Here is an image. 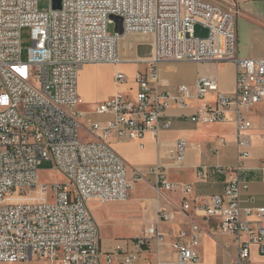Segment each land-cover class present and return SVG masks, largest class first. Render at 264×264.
Masks as SVG:
<instances>
[{"label": "built area", "instance_id": "1", "mask_svg": "<svg viewBox=\"0 0 264 264\" xmlns=\"http://www.w3.org/2000/svg\"><path fill=\"white\" fill-rule=\"evenodd\" d=\"M42 1L0 0V264H104L100 229L89 203L126 202L134 184L146 178V172L134 170L133 179H128L126 162L109 139L142 140L147 132L157 136L172 127V121H162L169 109L185 110L200 100L203 104L190 120H231L238 126V146L247 148L250 142L244 133L253 123L245 114L264 102V58L238 56L237 0H227L228 6L207 0H61L59 9L55 0H47L49 7L41 9ZM112 16L122 18V35L109 31L115 24ZM198 25L208 30L207 37L195 36ZM26 28L32 45L24 58ZM127 37H145L152 57L125 58L121 43ZM174 61L233 62L235 95L222 93L209 77H200L194 85L165 88L159 66ZM123 63L143 65L136 70V94L120 90L128 77L117 71L114 97L89 114L83 112L82 68ZM211 95L216 96L214 102L207 101ZM94 114L108 119L95 121L89 117ZM81 130L87 135L84 141ZM188 148V141L180 140L170 148V158L184 162ZM42 162H51L65 183L42 182ZM244 170L239 164L198 172L200 180L224 176L229 182L222 194L198 205L195 213L185 199L182 211L190 223L174 236L178 264H201L199 248L206 234L235 237L239 250L234 264H252V246L264 256V206H255L253 197L243 198L250 190ZM157 173L166 190L192 192V185L168 182L163 169ZM199 214L216 226L205 229L196 219ZM159 216L165 222L173 219L166 212ZM150 234L164 237L157 227ZM149 242V237L139 236V251ZM119 255L121 264L139 260L138 253L118 247L105 256L106 264Z\"/></svg>", "mask_w": 264, "mask_h": 264}, {"label": "crops", "instance_id": "2", "mask_svg": "<svg viewBox=\"0 0 264 264\" xmlns=\"http://www.w3.org/2000/svg\"><path fill=\"white\" fill-rule=\"evenodd\" d=\"M237 1L241 8L238 20V56L242 59L264 58V0ZM121 49L124 55V47L121 46ZM152 53V46L149 44L144 57H151ZM124 57L127 58L125 55ZM133 64L123 63L119 66L125 74L130 75L131 80L130 85L126 84L120 90L131 96L137 92L136 70L143 69V66L135 64V68ZM124 66L128 70H124L122 68ZM100 67L105 65H86L80 72L79 92L83 99L81 110L87 114L114 97L117 92L115 85L117 71L100 70ZM101 74L107 75L105 85L107 92L97 97L95 91L101 86L99 79ZM160 76L165 84L171 82L169 75L160 71ZM200 77L216 80L220 91L227 96L231 97L236 93L237 67L230 61L197 64L190 71H183L173 86L177 88L182 84L194 85ZM131 86L135 87L134 91H131ZM215 100V95L207 98L210 102ZM202 104L203 101L193 100L188 109L181 110L175 107L169 109L162 121H172V127L162 130L157 136L147 132L142 140L126 139L118 142L115 137L109 139L113 149L126 162L128 179H133L134 170L146 172V178L134 184L126 202L105 205L97 201L89 203L100 229V247L104 264L105 256L114 253L118 247L126 252L138 253L137 264H178L174 236L182 229H187L190 223V219L182 211L185 199L190 201L192 213H195L198 205L205 204L213 195L222 194L229 182V178L224 176L200 180L198 172L202 168H234L242 164L245 167L244 174L250 180V190L243 198L247 201L253 197L255 206H264V102L245 114L253 123L252 128L244 133V137L250 142L247 148L238 146V126L231 120L216 124L192 122L190 117ZM87 105L91 107L89 111L83 109ZM227 115L229 118L233 116L232 113ZM89 117L101 122L108 119V116L95 114ZM182 139L189 143L187 155L184 162L175 163L170 158L169 150ZM221 140L227 141V144H223ZM244 152H248L249 156L243 158ZM159 168L165 171L168 182L192 185V192L185 194L181 189L163 188L159 183L157 173ZM160 212L171 214L173 219L169 222L161 220ZM196 219L205 229L216 226L201 214L196 216ZM154 227L163 234L162 240L150 234ZM139 236L150 238L148 246L140 251L137 248ZM238 250L233 235L206 234L199 248L201 264H234ZM121 263L122 256H116L113 264ZM251 263L264 264V256L258 246H252Z\"/></svg>", "mask_w": 264, "mask_h": 264}, {"label": "rangeland", "instance_id": "3", "mask_svg": "<svg viewBox=\"0 0 264 264\" xmlns=\"http://www.w3.org/2000/svg\"><path fill=\"white\" fill-rule=\"evenodd\" d=\"M207 1L214 3V4H217V5H220V6H222V5L228 6L229 5V1H227V0H207ZM48 7H49V2L47 0H43L40 4V8L46 9ZM109 31L111 33H115L116 24L110 25ZM22 41H23V49H24V58H26L27 51L32 45L31 30L29 28H26L23 30ZM145 42H147L145 37H127V40H123L121 43V46L124 47V55L127 56V59L129 57L132 58V57L138 56L137 47H138V45H141V44L145 45L144 50H143V54H144L146 49H148V45H149ZM144 58L147 59V58H151V57L149 56V57H144ZM102 65H105L106 68L100 67L99 68L100 70L113 69L114 71L124 72L119 67H114V65H112V64H102ZM133 65L136 68L135 63ZM196 65H197L196 63H192V62H178V61L162 63L159 66L160 71L162 72V74L169 75L170 80H171V82L166 83V84L164 83L165 81L162 80L163 86H165V88H168V89H175L176 86H173V85H175L176 81H178V79L180 78V75L183 74V71H185V72L190 71V69L195 67ZM141 66H143V65H141ZM122 68L124 70H128L126 68V66H124ZM128 74H130V73H128ZM126 75H127V73H126ZM127 77H128V82H127V86H128L131 84V80H130V75H127ZM99 79H100L101 86L99 89H97L95 91L97 97L99 95H101L102 93L107 92V90H105L106 89L105 85H106L107 75L101 74V75H99ZM130 89H131V91H134L135 87L131 86ZM83 109L86 111H89L91 109V107L89 105H87ZM86 138H87L86 133L83 130H81L80 131V139L82 141H84ZM39 169H40V179L42 182H45L48 184H53V183L63 184L66 181L65 177L53 168V164L51 162H42ZM30 264H33V263H30Z\"/></svg>", "mask_w": 264, "mask_h": 264}, {"label": "water", "instance_id": "4", "mask_svg": "<svg viewBox=\"0 0 264 264\" xmlns=\"http://www.w3.org/2000/svg\"><path fill=\"white\" fill-rule=\"evenodd\" d=\"M55 8L59 9L61 7V0H55ZM112 19L114 20L115 24H116V32L120 35H122L124 33V29H123V20L121 17L118 16H112ZM208 30L204 29L201 26H196L195 28V36L196 37H202L205 38L208 36ZM145 45H138L137 47V54L140 58H144V54H143V50H144ZM152 57V56H151Z\"/></svg>", "mask_w": 264, "mask_h": 264}]
</instances>
